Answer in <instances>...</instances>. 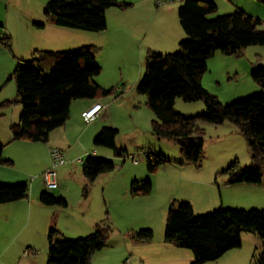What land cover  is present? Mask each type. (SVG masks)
Returning a JSON list of instances; mask_svg holds the SVG:
<instances>
[{
  "label": "trees",
  "instance_id": "trees-1",
  "mask_svg": "<svg viewBox=\"0 0 264 264\" xmlns=\"http://www.w3.org/2000/svg\"><path fill=\"white\" fill-rule=\"evenodd\" d=\"M255 1L264 5V0ZM130 5L118 0H49L43 14L58 26L98 32L106 27L107 8L125 9ZM216 10L212 0H182L177 15L186 37L179 42L178 50L146 54L145 70L136 91L145 95L146 105L155 116L151 122L154 135L173 140L181 155L176 162L162 154L144 152L146 167L154 172L167 163H198L203 157L202 125L229 121L245 137L251 162L240 166L234 160L220 172L228 175V184H260L264 164V93L222 104L203 87L201 77L207 70V59L216 51L232 55L251 45H263L264 20L240 9L217 15ZM0 44L9 48V37L2 36ZM98 50L94 45L71 51L34 50L30 60L18 63L12 76L22 111L18 124L10 128L13 140L46 142L49 133L67 120L73 101L94 98L99 92L111 93L112 90L101 89L94 80L100 73L95 61ZM250 77L264 88V66H253ZM176 98L202 101L205 109L193 116H183L174 110ZM117 134L116 127L104 126L96 133L94 143L109 147L124 160L127 153L116 146ZM2 149L0 145V164H9V160L2 158ZM80 164L88 182L115 168L112 161L93 155H87ZM151 189L150 181L133 180L130 192L147 195ZM28 195L26 182L0 184V204L26 199ZM39 201L44 205L67 206L63 197L45 191L39 194ZM245 231L260 238L262 250L254 264H264V209L220 206L207 214L194 215L190 202L173 199L167 210L163 238L190 249L193 254L190 264H204L240 247L241 233ZM110 232V224L103 220L84 237L55 239L51 227L47 234V264H90L91 255L106 245ZM133 238L148 242L153 232L140 229L133 232Z\"/></svg>",
  "mask_w": 264,
  "mask_h": 264
},
{
  "label": "rangeland",
  "instance_id": "rangeland-1",
  "mask_svg": "<svg viewBox=\"0 0 264 264\" xmlns=\"http://www.w3.org/2000/svg\"><path fill=\"white\" fill-rule=\"evenodd\" d=\"M48 1L0 0V38L7 36L10 40L9 48L0 44V145L3 146L2 158L9 160L10 163L0 164V166L3 168L6 176L10 175L12 176L11 178L22 179L13 182H0V184L26 182L29 186L30 195L31 182L33 181L35 189L42 188L40 193L45 191L55 197H63L67 202V206L58 207L64 210L65 213L73 216L77 224L83 222L85 219H89L92 215H102L103 213L102 220L100 221L104 220L111 226V232L104 247L109 252L119 253L123 249L121 235L125 234L127 239L136 240L133 238V232L140 229H151L153 232L152 239L160 240L163 238L166 219V213H162L160 210L161 207L159 206L161 191L168 186V183L172 184L177 181L178 183H182L183 181L179 179V175L172 168L176 163H167L160 165L154 171L158 174L163 169L167 170L165 175L163 173L161 174L163 181L161 183L160 181L157 182V179L160 180V177L159 175L156 177L154 172L147 170L144 152L162 154L176 162L181 160V155L178 145L173 140L154 135L151 128V121L155 119V116L146 105L145 95L139 94L136 91L130 97H120L115 95L113 91L109 94L98 93L101 98H107L115 102L113 109L115 113L114 119L118 125L116 127L118 134L115 143L118 148L126 150L127 157H125L124 161L123 157L116 156L109 147L96 145L94 143L96 134L94 136H87L84 133L86 124L82 123L81 119L79 122L74 123L72 129L63 138L59 135L57 136L58 141L72 145L75 141H79V137L82 135L80 141L85 147H89V149L100 148L105 152V155L97 157L108 159L114 163L115 168L112 171L100 173L92 182H88L84 178L82 168L79 166V169L75 167L74 171L65 170L64 174L67 179H61L58 176V187L56 189H48L44 183L43 172L38 167L40 162H43L42 153L46 151L47 147L45 146L48 140L46 142H31L13 140L12 138L11 129H8V120L10 116L16 117V111L18 110L16 108L20 109L18 118L22 111V105L17 99L16 84L12 73L19 62L28 61L33 57V53L27 56L28 54L26 53H28V50H25L26 40L30 36L27 27L33 25V22L37 23L38 21L44 20L43 9ZM118 1H126L127 3H129L128 1H135L134 6H136L137 10H141L139 8L146 5L145 2L143 3V0ZM181 2L182 0H152L151 9L143 11L142 13L140 12V20L143 24L144 31H148L149 26L152 25V29L148 32H155L153 22L158 18L162 17L168 23V18L172 17V13L174 14L175 12L177 16V9ZM159 8H166L165 10L170 11V13L163 10L164 12L162 11V14H155L156 19H154V10L156 11ZM215 14L217 15L218 13ZM75 30L80 31L81 29ZM81 32L94 34L92 31L81 30ZM146 39L147 36L140 35L139 45L142 44L143 47L147 46ZM251 60L252 62L257 61V64L264 66V44L248 46L232 55H226L216 51L207 59V70L201 77L203 85L209 90L205 89L212 95L217 96L222 104H229L233 101L245 99L260 93L263 94L261 90H264V88L258 86L250 77L248 67L250 65L249 63H252ZM143 65L145 70V60ZM248 85L253 90H258V92H248ZM109 88L106 90H112V88ZM6 101L10 103L6 106H1ZM116 102H120L119 105ZM203 105L204 103L202 101L186 102L181 98H176L174 110L183 116H193L204 111L196 110V106ZM17 124L18 122L14 125ZM209 126H211L209 128H213L212 126L215 125L211 124ZM204 131L203 138L205 143H203V157L198 163H190L193 165H190V169L188 170L192 172L195 169L201 170V173L205 175L207 172L213 171V168L219 167V164L224 161L226 162L228 159L230 163L232 160H238L240 166L247 165L251 162L250 150L245 137L241 135L242 133H239V136H242L239 139L236 138V135H232L229 140L225 138V140H220L216 139V132L213 129H205ZM53 147L61 150L67 149L63 146H58V144L53 145ZM87 155H84L83 158ZM133 156L136 158L135 160L131 159ZM68 162H71V160L68 159ZM74 164L80 165L79 161H74ZM228 165L225 166L224 164V168ZM64 168H66V165H61L56 168V172L59 174V171ZM262 171L264 172V164ZM133 180L154 183L152 195L150 197H143L142 195L132 194L130 187ZM204 214L207 213L194 215ZM52 228L55 230L54 238L61 239L63 236L57 228L55 226ZM27 230L29 231V228L25 229L24 222L22 227L14 226V230H12V247L19 239L25 236ZM92 232L93 229L88 233L81 234V236H65V238L76 239L89 235ZM248 232L241 234L240 247L233 249L237 250L238 254L232 257L231 261H243L245 264H254L255 258L262 250V243L254 232ZM27 239H32L36 241L35 243L37 245H40L43 238L39 232L31 230ZM35 253H38L39 257L45 255L43 249L37 250ZM92 255L90 264H97L99 262L98 259L105 260L104 255Z\"/></svg>",
  "mask_w": 264,
  "mask_h": 264
},
{
  "label": "crops",
  "instance_id": "crops-1",
  "mask_svg": "<svg viewBox=\"0 0 264 264\" xmlns=\"http://www.w3.org/2000/svg\"><path fill=\"white\" fill-rule=\"evenodd\" d=\"M212 1L216 4V13L218 14L232 13L240 9L248 15L264 20V5L255 0ZM128 2L131 3L129 8H107L105 11L106 27L101 31L93 32L94 34H87L74 28L55 25L47 20L46 17H43V21L33 22V25L27 27L30 33L25 43V50H28L27 56H30L34 50L71 51L83 45H94L99 49L95 56V61L100 67V73L94 77L95 82L101 89L112 88L113 93L120 97L132 96L144 72L145 55L151 51L162 54L176 51L179 42L186 37V34L175 12L174 14L172 13V17L168 18V23L162 17L154 20L153 29L155 32H148L152 29V25L149 26L148 31H144L140 20V12L150 10L152 0H143L146 5L141 6L139 8L141 10L136 9V6H134L135 1ZM165 9L154 10L153 15L162 14ZM165 12L170 13L167 10ZM154 19H156V15ZM38 24H41V26ZM140 35L147 36V46L139 45ZM249 64L248 70L250 72L251 68L257 64V61ZM203 87L208 89L205 85ZM247 87H249L248 92H258V90H253L249 85ZM261 91L264 93V90ZM96 103L101 104L103 108L95 120L85 123L81 117V112ZM116 103L119 105L120 102ZM114 106L115 102L107 98H101L99 94L94 98L73 101L67 120L48 135V141L45 146L47 148L45 153H42L43 162H40L39 170L43 172L49 167V149L56 144L67 148L63 150L66 159L64 166L66 165V168L61 169L59 174L57 172V177L60 176L61 179H67L64 174L65 170L74 171L75 167L76 169H79V166L81 167V164H74V161L81 163L84 155L104 156L105 152L100 148L89 149V147H85L80 141L82 135L79 137V141H75L72 145L58 141L57 136L59 135L63 138L72 129L74 123L79 122L80 119L82 123L86 124L84 133L87 136H94L104 126L118 127L114 119ZM204 108V105L196 106L197 111L204 110ZM16 109H18L16 117L10 116L8 120V129L19 122L18 114L20 109ZM209 125L211 124H203L202 128L203 130L213 129L216 132V139L225 138L229 140L232 135H236V138L239 139V137L243 136L238 128L229 121L212 126L213 128H209L211 127ZM239 133L242 136H239ZM68 159L71 162L67 163ZM229 161V159L226 162L224 161L219 164V167L213 168V171H209L205 175L201 173V170L195 169L194 172L188 170L190 165L193 164H175L172 168L183 182L168 183V186L161 191L159 206L162 213L167 214L168 207L173 199L189 201L194 214L208 213L220 206L264 209V172L262 173L260 184H228V175L222 174L220 171L223 170L224 164L225 166L228 165ZM154 173L156 177L159 175L160 180L157 179V182L160 181L161 183L163 181L161 174L165 175L167 170L163 169L158 174H156L157 172ZM11 177L10 175L6 176L0 166V182L22 180L21 178L14 179ZM153 189L154 183L152 184L151 192L142 196L150 197ZM40 191H42V188L35 189L32 181L29 198H26L28 200L21 199L0 204V264H47L48 229L55 226L64 238L65 236H81V234L94 230L95 224L102 220L103 213L102 215H92L89 219L77 224L73 216L65 213L58 206L42 204L39 201ZM23 222L25 229L29 228V231L27 230L25 234L26 239L24 236L12 247V230H14V226L22 227ZM31 230H35L42 235L43 239L40 245H37L36 241L32 239H27ZM121 238L123 249L119 253L109 252L104 248L105 246L93 253L94 256H105V260L98 259L99 262L97 264H190L193 260V254L190 249L180 247L172 242H165L164 238L160 240L152 239L148 242L127 239L125 234H122ZM42 249L45 255L39 257L38 253L35 252ZM233 249L226 251L217 260L204 264H245L243 261H231V258L238 254V251ZM119 257L120 259H118Z\"/></svg>",
  "mask_w": 264,
  "mask_h": 264
},
{
  "label": "built area",
  "instance_id": "built-area-1",
  "mask_svg": "<svg viewBox=\"0 0 264 264\" xmlns=\"http://www.w3.org/2000/svg\"><path fill=\"white\" fill-rule=\"evenodd\" d=\"M102 108L103 107L101 104L96 103L87 110L82 111L81 117L83 121L85 123H89L95 120ZM49 157L51 160V164L47 169L43 171L42 174H43L45 186L48 189H55L58 187L56 168L61 165H64L66 159H65L64 151L55 147L49 149ZM131 159L135 160V157L133 156Z\"/></svg>",
  "mask_w": 264,
  "mask_h": 264
}]
</instances>
